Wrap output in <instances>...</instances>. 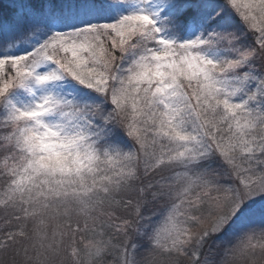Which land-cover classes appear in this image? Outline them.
Listing matches in <instances>:
<instances>
[{"label": "snow or ice", "instance_id": "6c2138e0", "mask_svg": "<svg viewBox=\"0 0 264 264\" xmlns=\"http://www.w3.org/2000/svg\"><path fill=\"white\" fill-rule=\"evenodd\" d=\"M0 264H264V0H0Z\"/></svg>", "mask_w": 264, "mask_h": 264}]
</instances>
